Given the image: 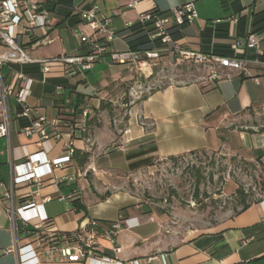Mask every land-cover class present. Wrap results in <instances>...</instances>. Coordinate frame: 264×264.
<instances>
[{
    "label": "crops",
    "instance_id": "0c3cea01",
    "mask_svg": "<svg viewBox=\"0 0 264 264\" xmlns=\"http://www.w3.org/2000/svg\"><path fill=\"white\" fill-rule=\"evenodd\" d=\"M189 1L142 0L137 8H129V0H96L98 18H111L107 29L115 39L109 50H113L117 40L122 42L120 51L128 49L127 29L139 23L136 20L140 13L150 11L166 16ZM219 5L221 11H200L192 24L179 28L181 38L177 41L185 49L209 53L214 48L228 47L230 31L234 37L244 39L253 33L252 14L264 11V0H219ZM87 6L85 0H45L53 26L64 27V34L74 47L66 52L57 35L54 47L44 42L24 44L22 38L28 54L36 60L85 54L82 37H88L91 31L81 22L78 10ZM232 18L234 22L230 21ZM241 18L243 37H238L237 20ZM215 21L228 23V35L212 38L204 48L200 35L206 27L217 25L213 24ZM260 48L264 63V40ZM4 50L0 47V52ZM241 56L254 60L256 53L247 48ZM109 61L103 57L84 72L94 73L101 65L104 68L103 77L95 81L97 93L77 98L74 96L82 73L68 79L53 73L44 81L36 65L35 74H25L32 81L27 96L29 120L17 118L19 107L13 98L7 99L10 136L0 138V264H264V199L209 231L175 242L162 232L161 219L144 204L132 201L127 193L106 191L113 172L138 174L157 159L200 150L264 151V132L249 133L251 128L245 125L250 116H264V65L249 64L247 73L233 74L212 84L194 81L154 90L130 101L121 125L116 127L106 120L99 121L101 116L113 118L100 107L119 102L127 106V88L140 77L131 66L111 73ZM14 73H23L22 66L0 69L5 85L11 84ZM83 83H87L86 77ZM83 112L88 116L83 118ZM41 116L59 120L60 141H39L36 136L22 134L21 129L29 121ZM83 121L91 122L85 136L81 131ZM68 141L74 150L90 153L82 171L71 161ZM30 156L39 165L48 161L50 174L39 184L29 181L14 185V179L33 172ZM58 163L60 167L55 165ZM70 178L75 180L69 181ZM30 202L34 207L20 210ZM41 218L48 221L40 225ZM22 220L30 223L24 226ZM95 223L100 228L98 233L89 228ZM38 224L40 228L35 229ZM116 224L120 229L115 231ZM66 234L92 238L100 258L73 254L63 258L60 249L68 246ZM37 241L41 245L36 257L26 260L23 255L28 252L27 247Z\"/></svg>",
    "mask_w": 264,
    "mask_h": 264
},
{
    "label": "built area",
    "instance_id": "2783aa9c",
    "mask_svg": "<svg viewBox=\"0 0 264 264\" xmlns=\"http://www.w3.org/2000/svg\"><path fill=\"white\" fill-rule=\"evenodd\" d=\"M88 3L87 8L78 10V16L86 24L91 34L88 37H82V45L87 48L82 55L61 54L56 57L36 60L27 52L26 46L22 43L23 36H29L28 45H35L44 42L47 45L54 43L55 39L50 38L54 27L49 12L44 7L45 0H0V47L5 50L0 52V69L7 65H37L43 80L48 79L53 73H57L60 78L68 79L76 76L78 73L90 71L96 62L108 57L115 64H130L136 68L139 77L147 78L152 75V68L155 61L162 55L173 56L177 61H191L194 64L207 68V76L204 79L207 83H214L223 78H229L233 74L247 73L248 65H264L260 60L263 53L260 45L264 40L263 33H250L244 39L234 37L230 31L228 48L232 52L231 56H219L212 52L202 53L199 51L187 50L180 42L174 40L169 30L183 24H192L197 19L194 3L198 0L189 2L173 8L166 16H156L150 11L142 12L139 15V22L145 24L151 22L153 33L149 34L150 41H157L159 46L151 51L136 52L132 50L111 51L110 44L114 41L115 36L108 32V26L111 18L100 20L98 18V5L96 0H85ZM142 0H129V8H137ZM234 22L235 19H230ZM219 21L213 22L218 24ZM40 28L43 31V37L33 36V30ZM22 32V33H21ZM253 49L256 53L254 60H247L241 56L244 49ZM257 81V80H255ZM31 79L23 73H14L11 84L5 85L0 76V138H9L10 136V119L7 109V99L13 98L20 111L17 118L30 119V108L27 103V96L30 93ZM59 89V88H58ZM83 118L88 116L87 112L82 113ZM60 122L57 118L47 120L44 116L34 121H29L21 132L26 137L36 136L39 141H60L62 132L60 131ZM86 126L85 121L81 124V129ZM67 150L73 154L74 149L70 141L66 144ZM30 156L33 172L14 179V185L23 182L33 181L39 184L41 180L50 174L51 166L48 161L39 165L37 160ZM60 167L61 164H55ZM70 178L69 181H74ZM34 207L33 202L28 203L20 210H27ZM14 218V212L11 211ZM46 218L40 219V225L46 223ZM30 220H22L24 226L28 225ZM40 225L35 226L39 229ZM120 225H114V230H119ZM67 239V240H66ZM68 246L60 249L63 258H69L77 255L80 258H100L95 243L92 238H84L79 234H70L65 238ZM40 241L29 245L28 252L24 253L26 260L36 257V251L40 247ZM116 253L118 249L114 250Z\"/></svg>",
    "mask_w": 264,
    "mask_h": 264
},
{
    "label": "rangeland",
    "instance_id": "374dc122",
    "mask_svg": "<svg viewBox=\"0 0 264 264\" xmlns=\"http://www.w3.org/2000/svg\"><path fill=\"white\" fill-rule=\"evenodd\" d=\"M195 11L197 15L200 11L209 14L221 11L219 0H201L196 3ZM136 21H139V15ZM53 32L50 38L55 39L57 35L60 46L66 52L74 47L66 38L64 27H54ZM33 36L41 39L43 31L34 29ZM23 40L27 44L29 36H23ZM121 44L117 40L111 51H120L123 48ZM107 66L112 73L125 70L130 64L109 61ZM103 69L101 65L95 68L94 73H82L74 98L97 93L95 81L103 77ZM206 76L207 68L201 65L162 55L155 61L150 77H140L136 84L127 88V106H123L122 102L115 104L111 107L112 120L101 116L99 121L103 123L106 120L108 125L110 122L112 126L119 127L131 105L130 101H137L167 86L205 82ZM85 77L86 84L83 83ZM245 125L251 128L248 129L251 133L264 132V116H250ZM255 153L245 150L237 153L200 150L179 156L176 160L157 159L149 169L138 174L113 172L106 183V191L127 193L132 201L144 204L161 219L162 232H167L175 242H179L191 235L209 231L234 216L240 209L237 190L243 192L248 203L264 199V159L257 161Z\"/></svg>",
    "mask_w": 264,
    "mask_h": 264
},
{
    "label": "trees",
    "instance_id": "16d2710c",
    "mask_svg": "<svg viewBox=\"0 0 264 264\" xmlns=\"http://www.w3.org/2000/svg\"><path fill=\"white\" fill-rule=\"evenodd\" d=\"M153 14L156 16H163V14H159L157 12H155ZM252 18H253V23H252L253 33L264 32V11L253 13ZM237 22H238L237 36L243 37L242 32H243V26H244V18L238 19ZM184 25H186V24L173 27L169 30V32H170V34L174 40L181 38V34H178V32H179V28L183 27ZM127 31L129 32V35L126 37V41H127V45H128L129 50L142 53V52H146V51H151V50H153L159 46V43L157 41H150L149 40V34L153 33V27L151 25V22H147L145 24H141L139 22V23L129 27L127 29ZM227 35H228V23L217 24L213 27H211V26L206 27L200 35L202 47L205 48L206 44H209L211 39L214 37H216V38L223 37L224 38ZM203 53H206V51H204ZM212 53L215 55H219V56H231L232 55V52L229 50L228 47L214 48V50H212ZM36 70H37L36 65L22 66V72L28 76L35 74ZM125 103H127V102L125 101ZM111 107L112 106L109 104L102 105L100 107L101 109H105L107 111L109 118L113 117ZM90 125H91V122H86L85 128L81 129L84 136L86 135V132H87L86 130ZM249 133H251V132H249ZM195 152H197V151L190 152L187 154H191V153H195ZM255 154H256V160L257 161H261V159L264 158V151H258ZM183 155H185V154H183ZM183 155H180V156H183ZM177 157H179V156H177ZM177 157H170L169 159L170 160H176ZM89 158H90V153L85 152V151L81 152L79 150H74L71 161L73 162V164L75 165V167L78 170L82 171L86 167V165L89 161ZM197 182L199 183V178L197 179ZM236 195L239 198L240 209L238 211H236L234 215H237L241 211L246 210L251 204H253V203L246 202V196L243 194L242 191L237 190ZM101 199H103V198H101ZM254 203H256V202H254ZM89 228L92 230H95L97 233L100 231V228L97 225V223H95L94 225H90ZM69 236H70V234H66L65 238H69Z\"/></svg>",
    "mask_w": 264,
    "mask_h": 264
}]
</instances>
